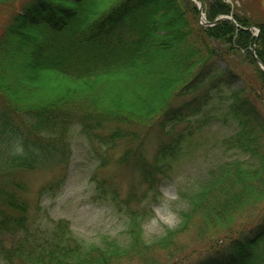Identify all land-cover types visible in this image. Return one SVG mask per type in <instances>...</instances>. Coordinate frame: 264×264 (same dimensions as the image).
Wrapping results in <instances>:
<instances>
[{"label": "trees", "instance_id": "trees-1", "mask_svg": "<svg viewBox=\"0 0 264 264\" xmlns=\"http://www.w3.org/2000/svg\"><path fill=\"white\" fill-rule=\"evenodd\" d=\"M201 1L207 20H233L201 25L192 0H26L5 20L0 13V262L264 264V70L251 52L256 44L264 64V0ZM253 25L258 37L244 29ZM213 97L223 115L165 131L152 161L136 159L155 187L222 116L231 156L209 171L177 227L147 242L133 217L128 245L101 246L78 239L67 219L38 225L19 175L67 168L72 126L110 150L143 144L138 127L162 133L205 112Z\"/></svg>", "mask_w": 264, "mask_h": 264}, {"label": "rangeland", "instance_id": "rangeland-1", "mask_svg": "<svg viewBox=\"0 0 264 264\" xmlns=\"http://www.w3.org/2000/svg\"><path fill=\"white\" fill-rule=\"evenodd\" d=\"M24 1L12 0L0 7L4 20L15 13ZM236 5L240 7V2L237 1ZM250 7L253 11L258 9L254 4ZM2 26L3 21L0 22V31ZM210 102L205 107L204 116L209 113L223 115L225 109L219 108L218 97H213ZM201 116L173 122L162 133L156 124L138 127L141 132H147L143 144L140 140L126 141L111 150L89 139L80 125L72 126L67 168L64 165H49L19 175V180L27 188L23 196L31 204L38 224L52 227V219L66 218L70 220L78 239L101 246L107 241L128 245L130 237L127 230L133 217L141 226L142 239L147 242L177 227L182 213L190 207L192 195L199 184L208 177L211 169L231 156L222 143L229 134L227 127L223 126L222 116L196 133V143L173 162L171 170L157 176L155 187L144 182L136 159L140 155L152 161L161 141L167 137L164 136L166 133L181 131L187 125L196 123L194 120ZM127 150L131 157L128 163H123L120 159ZM191 238V235L183 236L182 242L194 248Z\"/></svg>", "mask_w": 264, "mask_h": 264}, {"label": "water", "instance_id": "water-1", "mask_svg": "<svg viewBox=\"0 0 264 264\" xmlns=\"http://www.w3.org/2000/svg\"><path fill=\"white\" fill-rule=\"evenodd\" d=\"M199 9H200V11H202V3L201 2L199 3ZM224 18H228V17H225V16L223 17L222 16V17L216 19L214 22H208V21H206L205 24L206 25H214L216 22H218V21H220L221 19H224Z\"/></svg>", "mask_w": 264, "mask_h": 264}]
</instances>
